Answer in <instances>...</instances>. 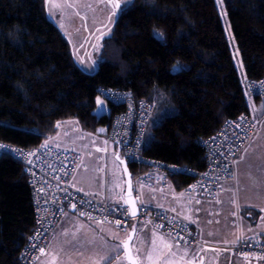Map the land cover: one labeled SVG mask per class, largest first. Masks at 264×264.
<instances>
[{
	"label": "trees",
	"instance_id": "1",
	"mask_svg": "<svg viewBox=\"0 0 264 264\" xmlns=\"http://www.w3.org/2000/svg\"><path fill=\"white\" fill-rule=\"evenodd\" d=\"M222 1L245 80L261 78L264 0ZM46 2L0 0V142L32 149L49 142L59 123L71 118L89 133L105 127L107 136L120 108L108 104L102 116L94 110L100 92L114 89L155 104L145 156L163 165L198 167L204 155L200 141L225 120L250 113L216 0H132L103 38L92 74L74 62L68 41L47 16ZM128 167L132 181L146 170ZM193 176L180 172L169 181L180 192ZM34 226L24 166L4 155L0 264H21Z\"/></svg>",
	"mask_w": 264,
	"mask_h": 264
},
{
	"label": "built area",
	"instance_id": "2",
	"mask_svg": "<svg viewBox=\"0 0 264 264\" xmlns=\"http://www.w3.org/2000/svg\"><path fill=\"white\" fill-rule=\"evenodd\" d=\"M244 91L247 96L264 98V74L258 79L245 80ZM100 94L110 106L120 108L110 122L107 140L122 149L121 158L146 168L133 180L136 198L139 187L165 188L170 176L180 172L194 175L192 181L181 190L182 194L215 197L222 184L235 180V161L257 129L251 115L242 112L225 120L214 134L200 141L204 155L199 159L201 164L198 167L163 165L143 154L144 138L155 113V104L114 89H104ZM3 154L24 166L35 205V226L28 237L21 264L33 263L68 208L86 220L111 223L122 229L133 222L145 223L186 245L211 247L210 243L200 241L192 226L164 210L138 205V215L131 217L125 203L111 205L93 194L74 188L71 178L79 165L80 156L71 150L51 143L24 149L0 142V157Z\"/></svg>",
	"mask_w": 264,
	"mask_h": 264
},
{
	"label": "rangeland",
	"instance_id": "3",
	"mask_svg": "<svg viewBox=\"0 0 264 264\" xmlns=\"http://www.w3.org/2000/svg\"><path fill=\"white\" fill-rule=\"evenodd\" d=\"M131 1L132 0H47L46 5L48 6V14L53 17L55 24L58 25L62 31H68L70 37L76 38L78 33L86 36L89 32H93V25L95 22L96 24H104L105 28L110 22L113 24L114 13L118 11L119 8L128 5ZM116 4H119L120 7L117 8ZM216 4L229 40L234 65L240 80L244 84V67L232 37L230 23L224 9L223 1L216 0ZM84 19H86V21H84ZM89 28H92V30L86 32ZM101 40L102 38L98 42H93L91 46L92 59L96 61L99 60ZM98 100L101 101V103H98ZM247 102L249 111L257 122V129L254 137L256 133H258L259 136L263 138L259 145H263L264 148V98L256 99L247 96ZM108 112V103L103 99L101 94L98 95L94 113L97 116H102L108 114ZM105 131V127H99L96 133L86 132L81 127L78 119L71 118L59 123L57 134L47 143L57 145L66 150H71L80 156L79 165L71 178L73 187L75 186L78 189L95 194L100 199L114 205L110 202L111 200L108 197H102L104 195L103 193L109 192L113 194L115 185L118 183V188L122 190L121 194H123L125 179L118 158L120 151L113 143L107 140ZM262 156L264 157V155ZM261 166L264 170V163L261 162ZM262 178L264 179V175L260 177V179ZM143 188L148 187H139L138 189L141 191ZM159 196L161 195L159 194ZM166 196H169V194H166ZM185 198L189 200L193 197ZM137 201H140L139 198H137ZM194 204L195 207L192 211V217L198 221L196 232L200 235L201 239L206 242L219 244L231 243V241H237L239 235L244 233H249L252 236H264V199L256 202L257 206H260L258 209L260 212L259 216L252 217L249 216L250 214L241 216L240 211L245 209L246 201L242 200L240 187L236 191H231L230 195L224 199H216L215 201H198L195 199ZM66 214L70 215L69 212ZM73 214L76 215V213H72L71 215ZM250 218H252V223L249 222ZM66 225V221L57 225V228L51 234L43 253V261L45 260V262L49 264H77L74 259L80 256L81 252L75 250V243L79 245L80 242H88L90 239L88 237H83L81 232L76 234L75 230L71 229L70 234H65L59 240L60 234ZM129 234L130 231L126 234V240ZM158 237H163V235H158ZM164 241L165 240L160 238L157 239L154 249L150 248L146 251L145 243L148 242L151 244L150 241L146 240L135 250V253L133 251L132 253L139 264L141 263L140 259H144L146 264H153L160 258L166 260L168 254L163 252L160 247Z\"/></svg>",
	"mask_w": 264,
	"mask_h": 264
},
{
	"label": "crops",
	"instance_id": "4",
	"mask_svg": "<svg viewBox=\"0 0 264 264\" xmlns=\"http://www.w3.org/2000/svg\"><path fill=\"white\" fill-rule=\"evenodd\" d=\"M121 8H119L118 11L114 13V18L112 21L113 24ZM46 13L49 19L55 24V20L53 19V17L48 14L47 5ZM84 21H86V19H84ZM113 24L110 22L105 28L104 24H96L95 22L93 25V32H89V34L86 36L78 33L76 38L70 37L68 35V31H62L58 27V25H55L64 36V38L68 41L72 58L76 65L83 72L92 74L97 70L99 61L92 59V43L98 42L101 38L103 40ZM90 30H92V28L87 29L86 32ZM253 138L248 146L239 154L235 161V180L233 182L223 184L219 193L215 197L208 198L199 195L186 196L181 192H177L170 181H168L165 188H161L159 186H142L148 188H143L141 189V191L137 189L139 193V195H137V198H139L140 200L137 201V203L149 208L164 210L168 215L174 216L181 221L188 223L190 226H192L195 232L198 226V221L194 217H192V211L195 207V199H197L198 201H215L216 199H224L230 195L231 191H236L240 187L242 192V200L246 201L245 208L252 209L257 212L260 206H257L256 202L264 199V179H260V177H263L264 175V170L261 166V162L264 163V157L262 156L264 155V148L263 145H259L263 138L259 136L258 133H256L255 137L253 136ZM121 191L122 190H119L117 183L115 185V191L113 194L104 192V195L100 196L108 197L111 200L109 201L112 204L125 203ZM159 194L161 196H159ZM166 194H169V196H166ZM183 196L193 198L188 200ZM67 212H69L70 215H67ZM72 213L74 212L71 209L67 210L63 214L57 225H60L64 221L67 222V225L60 234L59 240L65 234H70L71 229H74L76 234H79L81 232L83 234V237H88L90 239L88 242H80V246L75 243V250L81 252L80 256H77L76 259H74L77 264H128L124 257L123 243L126 240V234L129 231L134 232V237L131 242L132 251L134 253L135 250H137L139 246H141L146 240L151 242V244L148 242L145 243L146 251H148L150 248L154 249L155 241L157 239L160 238L162 240H165L163 244L160 245V247L163 252L168 254V257L166 260L164 258H160L153 264H214V255L211 251L205 250L201 245L190 246L181 243L159 231L152 225L133 222L126 228L122 229L111 223L102 224L86 220L81 218L77 214V216L74 214L71 215ZM241 214L242 213L240 211V215ZM259 215L260 212L258 211L257 216ZM249 222L252 223L251 218L249 219ZM56 228L57 226L52 230L48 239ZM196 234L201 242L213 244L212 242H206L201 239L200 235L197 232ZM244 234L252 236L249 233ZM158 235H163V237H158ZM252 237H257V235ZM48 239L40 252L36 255L32 264H49L45 262V260L43 261V253L45 251ZM157 243L160 244L159 242ZM229 261L230 260L227 256L221 258V264H229ZM140 262V264H146L144 259H140ZM242 263L256 264L245 261L241 262L237 258H232L231 260V264Z\"/></svg>",
	"mask_w": 264,
	"mask_h": 264
},
{
	"label": "bare ground",
	"instance_id": "5",
	"mask_svg": "<svg viewBox=\"0 0 264 264\" xmlns=\"http://www.w3.org/2000/svg\"><path fill=\"white\" fill-rule=\"evenodd\" d=\"M244 79H245V76H244ZM251 117L253 118V116H251ZM4 155H6V154L1 155V157ZM118 158L123 159V158H121V154L118 155ZM128 163H132V162H128ZM234 170H235V165H234ZM168 181H169V179H168ZM226 183H228V182H226ZM27 184L29 186L30 193H31V203L33 206V210H35V205H34L33 198H32V191H31V187L29 185L28 179H27ZM220 189H221V187L217 190V192L214 196H216L219 193ZM80 191H83V190H80ZM69 209H71V208H68L67 210H69ZM245 209L241 210V213H242L241 216L247 215L246 213L243 212V210H245ZM71 210L74 212L73 209H71ZM104 224H107V223H104ZM210 246L211 247L204 248V249L207 251H211L213 253L214 264H221V258H223L224 256H227L229 258V260H230L229 264H231L232 258H237L241 262L245 261V262H249V263L264 264V236L263 235H260L257 237H252L249 235L241 234V235H239V238L237 241L234 240V241H231V243H226V244H224V243L223 244L213 243V244H210ZM42 247L40 248V250L42 249Z\"/></svg>",
	"mask_w": 264,
	"mask_h": 264
},
{
	"label": "water",
	"instance_id": "6",
	"mask_svg": "<svg viewBox=\"0 0 264 264\" xmlns=\"http://www.w3.org/2000/svg\"><path fill=\"white\" fill-rule=\"evenodd\" d=\"M119 161L121 163L123 175L125 179V189L123 193V200L125 204L128 206V208L130 209L131 217H136L138 215V203L136 200V196L133 192V181H132V177L129 171L128 162L120 158H119ZM133 237H134V232L131 231L128 239L123 243V251L125 253L124 254L125 259L128 264H133V261H135V264H139V262L133 255L132 249H131V242L133 240Z\"/></svg>",
	"mask_w": 264,
	"mask_h": 264
},
{
	"label": "snow or ice",
	"instance_id": "7",
	"mask_svg": "<svg viewBox=\"0 0 264 264\" xmlns=\"http://www.w3.org/2000/svg\"><path fill=\"white\" fill-rule=\"evenodd\" d=\"M116 7L119 8L120 5H119V4H116ZM97 102H98V103H101V101H99V100H98ZM133 264H135V261H133Z\"/></svg>",
	"mask_w": 264,
	"mask_h": 264
},
{
	"label": "clouds",
	"instance_id": "8",
	"mask_svg": "<svg viewBox=\"0 0 264 264\" xmlns=\"http://www.w3.org/2000/svg\"><path fill=\"white\" fill-rule=\"evenodd\" d=\"M247 80V79H246ZM245 82V81H244ZM246 94V93H245ZM247 96V95H246ZM248 113V112H247ZM250 115H251V113H249ZM252 116V115H251ZM255 120V119H254ZM257 123V122H256ZM133 192H134V190H133ZM139 205V204H138Z\"/></svg>",
	"mask_w": 264,
	"mask_h": 264
}]
</instances>
